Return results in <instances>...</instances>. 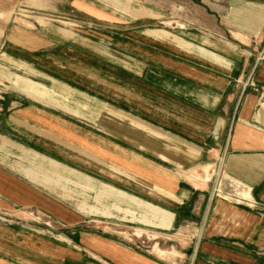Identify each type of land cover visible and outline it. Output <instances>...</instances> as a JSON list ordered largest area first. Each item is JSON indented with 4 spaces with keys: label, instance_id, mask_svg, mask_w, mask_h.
I'll use <instances>...</instances> for the list:
<instances>
[{
    "label": "crops",
    "instance_id": "1",
    "mask_svg": "<svg viewBox=\"0 0 264 264\" xmlns=\"http://www.w3.org/2000/svg\"><path fill=\"white\" fill-rule=\"evenodd\" d=\"M170 1L70 0L67 30L10 27L0 208L68 237L0 222V264H264V0ZM213 165L214 188L188 173Z\"/></svg>",
    "mask_w": 264,
    "mask_h": 264
},
{
    "label": "rangeland",
    "instance_id": "2",
    "mask_svg": "<svg viewBox=\"0 0 264 264\" xmlns=\"http://www.w3.org/2000/svg\"><path fill=\"white\" fill-rule=\"evenodd\" d=\"M69 1L70 0H0V53L3 50L2 44L4 37L6 36L10 27L14 24H23L24 26L32 30L43 26H49L51 24H57L61 29L67 30V26H72L69 19L74 17V15H72L73 12L70 11V7L68 5ZM106 1L109 2L110 0ZM98 2H103V0H98ZM170 2L178 3L177 0H171ZM133 3H135L140 8L151 7L152 9L154 6L160 8L161 6H164V3L165 5H167L166 0H133ZM124 8H126V6H124ZM156 11H159V13L162 12L161 10ZM167 13H170L171 15H179L181 13V17H186V15H188L185 12H170L169 10H167ZM80 16L81 15L76 12V18H82ZM1 58L2 57L0 55V67L2 68L4 65ZM246 82L248 83L249 80L247 79ZM3 89L4 87L2 86V84H0V96H2L3 94ZM210 171L211 175L209 180L203 182L209 184L211 183V187L214 188L217 183V179L219 178L220 170L218 169V166L213 165L211 166ZM191 172L203 175L202 169L197 171L192 170L188 173ZM185 177L190 180H196L194 178L188 177L187 175ZM56 189L58 188H42L43 193L46 196H49L48 194H50L53 197L57 198L59 201L58 204L68 209H71L73 206L75 209L74 211L82 212L81 208L79 207L82 206L81 203L71 206V204H68L66 201L62 200L60 196L54 192V190ZM67 189L68 188L66 187H60L59 192H61V195H64L65 192H67ZM69 190H72V188H69ZM75 190H77V188ZM78 190V192H81V189ZM53 197L52 199H54ZM19 216H24L23 218H26V221H24V219H21ZM0 222L10 224L12 228L22 226L26 223V225H28V227L30 228L41 229L45 237H50L54 240H67L68 237L65 232L66 223L50 217V215L45 211L42 212L41 210H35V208L20 209L11 207L9 209L7 208V210H3L0 208ZM136 234L139 236L138 240H143L144 243H141V245H144L145 247L151 245V243H154L157 248L158 243H160L161 249H166L168 247L172 248L176 252V255L178 254L177 251L179 250V248L181 249V247H185V245H178V236L170 235L168 236L169 239L157 240L155 239L156 234H153V237L149 239L150 237L147 235V232L141 231V229H138L136 231Z\"/></svg>",
    "mask_w": 264,
    "mask_h": 264
},
{
    "label": "bare ground",
    "instance_id": "3",
    "mask_svg": "<svg viewBox=\"0 0 264 264\" xmlns=\"http://www.w3.org/2000/svg\"><path fill=\"white\" fill-rule=\"evenodd\" d=\"M210 167V166H209ZM204 170V169H203ZM202 175V174H201ZM200 175V176H201ZM206 177L207 179H208V177L210 176V172H209V170H205L204 172H203V177ZM202 177V176H201ZM222 178V177H221ZM224 180V179H223ZM224 181H227V180H224ZM229 181V180H228ZM228 183V182H227ZM229 184L230 183H228V186H229ZM219 186V185H218ZM223 188H224V186H220L217 190L218 191H220V192H224V190H223ZM228 189V188H227ZM220 194V193H219ZM222 194V193H221ZM231 195H233V193H231ZM229 196V195H228ZM230 197V196H229ZM233 198V197H232ZM242 201V200H241ZM160 254H165V253H163V252H161ZM170 254V253H169Z\"/></svg>",
    "mask_w": 264,
    "mask_h": 264
}]
</instances>
